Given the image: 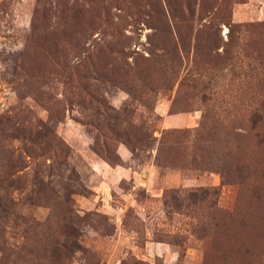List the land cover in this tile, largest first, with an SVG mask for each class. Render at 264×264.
<instances>
[{"label":"rangeland","instance_id":"1","mask_svg":"<svg viewBox=\"0 0 264 264\" xmlns=\"http://www.w3.org/2000/svg\"><path fill=\"white\" fill-rule=\"evenodd\" d=\"M0 264H264V0H0Z\"/></svg>","mask_w":264,"mask_h":264}]
</instances>
